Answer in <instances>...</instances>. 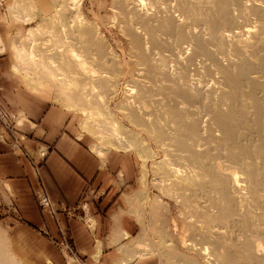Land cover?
Returning <instances> with one entry per match:
<instances>
[{"label":"bare ground","instance_id":"bare-ground-1","mask_svg":"<svg viewBox=\"0 0 264 264\" xmlns=\"http://www.w3.org/2000/svg\"><path fill=\"white\" fill-rule=\"evenodd\" d=\"M85 1L14 0L13 18L40 22L17 32L14 68L84 117L100 158L134 149L142 166L152 161L153 185L183 209L189 254L163 224L161 247L137 238L121 262L156 253L160 264H264V0H111L141 71L119 109L159 159L109 107L119 68ZM0 264H18L2 230Z\"/></svg>","mask_w":264,"mask_h":264},{"label":"crops","instance_id":"crops-1","mask_svg":"<svg viewBox=\"0 0 264 264\" xmlns=\"http://www.w3.org/2000/svg\"><path fill=\"white\" fill-rule=\"evenodd\" d=\"M13 1L0 0V41L6 51L1 58L0 90L11 91L9 104L23 116L17 132L25 138H17L18 145L12 147L0 136V199L7 185L22 221L0 206V224L9 225L8 231L2 225L0 230L8 232V246L18 264H123L122 248L132 245L122 244L132 230L126 228L119 206L121 191L132 184L135 170L121 153L111 151L107 162H102L81 138L76 116L49 103L52 88L45 85L36 91L15 70L13 35L25 33L28 24L10 18ZM41 144L52 147L44 161L37 156ZM120 171L123 179L117 177ZM40 187L46 189L56 215L41 211L35 199ZM96 193L101 200H95ZM80 202L88 203L94 227L64 212ZM62 228H67L78 260L61 252L56 240ZM137 258L124 264H149V259Z\"/></svg>","mask_w":264,"mask_h":264},{"label":"rangeland","instance_id":"rangeland-1","mask_svg":"<svg viewBox=\"0 0 264 264\" xmlns=\"http://www.w3.org/2000/svg\"><path fill=\"white\" fill-rule=\"evenodd\" d=\"M83 8H84V12L87 15L88 20H93L92 11L96 12L97 19L100 20V23L98 25L99 30L104 36L107 50L110 49L109 52L111 54L110 53L109 54L111 56L114 55L113 56L115 57L114 64L119 68V73L118 75H116L117 94L109 101V107L111 108V110L113 111L115 115V118L119 122L123 123L125 127L134 131L136 134L138 133L141 137H143V139H145L146 142H149L147 144L151 145L153 152L155 151L158 154L155 157L157 159L161 158L162 153L159 152L160 150L156 147V145L152 143V141H150L149 137L145 133L142 134L137 127L135 128V126L127 122L125 115L119 109V107L122 106V104L124 103V99L126 98V94H127L126 87H128L129 85L131 86L133 85L134 81H136L139 78L138 75H140L141 71L139 70L138 65L137 64H136L137 66L135 65L136 57L134 58V53H133L134 50H133L132 44L130 45V42H131L130 38L129 40L127 39L128 36L126 35L125 32L121 30L120 24L118 23L117 18H115L116 16L110 13L111 12V0H86ZM10 14L11 13H9V16L10 18H12ZM12 19H15V18H12ZM38 20L39 19H36L35 21L29 24L27 23L28 25L26 26L25 33L21 34L20 33L21 31L19 33L24 37L29 28L36 27L40 23L38 22ZM16 34L17 33H14L13 35V41L16 40V37H15ZM130 46L132 47V49ZM184 46L186 47L187 44H184ZM4 53H6L5 49L3 50V48L2 49L0 48V74L2 71L1 58L4 55ZM185 55H188V54H185ZM14 67H15V61H14ZM17 72L18 74H20V76L23 78V81L27 85H33L34 87L37 88L36 91H39L40 84L38 85L36 82L29 80L25 76L24 72H20V71H17ZM42 85L41 87H45V85L52 87L53 95L50 96L51 97L50 102H49L50 104H56L58 107L64 109L65 113H68V115L72 114L76 116V119L79 121V131L81 132V138H83L88 143V145L90 146V149L98 156L97 152H95L92 148L93 144H97L96 139L93 137V135L85 132L81 128V125L84 122V117L80 115V113H78L77 111L68 110L64 103L55 99V97H57L56 96L57 90L55 89V87L52 86L51 83L45 82ZM10 92L11 91L8 88L3 89V91L0 90V126L2 129L0 136H1L2 141L6 142L9 146L12 145V147H15L14 145H18L15 142L16 139L18 138L19 141H22L25 137H23L17 132V123H19V121L23 118V116L15 112V110H13V108L10 106L9 100H8ZM34 126L35 128H37L38 124H34ZM40 147H41L40 150L37 151V156L38 158L42 159V161H44L49 151L52 149V147L45 145V144H41ZM122 150L111 148L108 151V153L112 151L116 153H121L123 155H127V157L129 158L130 165L134 168L135 173H136L132 184L131 185L128 184L129 185L128 188L123 187L121 191L122 196L120 199L121 203H120L119 208H121L122 211L120 209V214H121L122 219L124 220L126 228L132 230V232L129 233L127 240L122 245L125 246L131 242L132 246H126L129 249L133 247L135 239L137 238L141 239L142 237V240L145 241V243H148L149 245L152 244V247H155V248L158 246L157 248H159L161 247V244L159 243L160 242L159 231L162 226L166 225L169 231L168 233L170 237L169 239L171 240L173 236L171 241H175L176 243L175 245L177 246V248H179L180 252H183L184 254L185 253L189 254L190 252L187 250L186 246L184 247V243L186 244V242L188 241L189 230H188L186 223H184V219L182 217L183 209L172 198L162 195V193L158 191L159 189L155 185H153L154 169L152 166V161L148 160L144 167L142 166L144 165L142 157H140V153L137 150L135 151L134 149H128V150L122 149ZM108 153H107V156H108ZM98 157L100 158V156ZM105 157H106V154L105 156H101V158L103 159L100 158L101 161L104 163L107 162L106 161L107 157L106 158ZM143 167L144 169L146 168V171L148 172L146 187H144V184L141 181L142 173L144 170ZM117 177L120 179H123L121 171L117 173ZM155 187L157 189H155ZM141 190H143V192ZM129 194L130 195L136 194V198L138 197L140 201L138 199L137 202L134 203V205L131 204L133 202L130 201V205H129V199H130ZM43 197H46L48 201L50 202L49 209H46L42 206L43 204L41 202V199ZM94 198L95 200H101L102 196L99 193H96L94 195ZM35 199L42 212L51 213L53 215H56L57 211L54 209L52 200L50 196L48 195V193L46 192V189L45 190L41 189V187L38 188L35 192ZM161 201L163 203H161ZM159 204H161V206L163 204L165 208L163 206H162L163 208H161ZM138 205H141V207L137 212V208L139 207ZM0 206L3 207L2 208L3 210L5 209L8 212L15 214L17 220L22 221V217L14 204L13 196L9 192L7 185L2 187ZM64 212L66 213V215H72L74 218L84 221L89 227L91 228L94 227V223H95L93 219L94 217H93V214L90 210L88 203L80 202L76 206H74V208L66 207L64 209ZM0 225L5 227L6 231L9 230L8 224H0ZM62 229L63 230L60 231V234H59L60 240L59 241L56 240V242H58V246L60 247L61 252L63 250V247H61L59 243L63 242L64 244H66V246L69 245V248L72 250V251H67L68 253L65 252V255L75 256L74 258H77L78 260L79 256L77 255L75 247L68 235L67 228H62ZM6 231L5 233L7 234V243H8V232ZM145 239L149 242H146ZM180 241L184 243L181 245ZM153 242L155 243L154 244L155 246L153 245ZM181 248L183 250H181ZM144 257L142 256L139 258L149 259V264H160L161 255L158 256V254L152 253Z\"/></svg>","mask_w":264,"mask_h":264},{"label":"built area","instance_id":"built-area-1","mask_svg":"<svg viewBox=\"0 0 264 264\" xmlns=\"http://www.w3.org/2000/svg\"><path fill=\"white\" fill-rule=\"evenodd\" d=\"M43 192V191H42ZM44 193V192H43ZM41 202H42V206L44 207V208H46V209H49V207H50V202L48 201V199L46 198V197H43L42 199H41ZM59 245H61V247H63V250H62V252L65 254V252L66 253H68L67 251H72L70 248H69V245H67L66 246V244H64L63 242L62 243H59Z\"/></svg>","mask_w":264,"mask_h":264}]
</instances>
